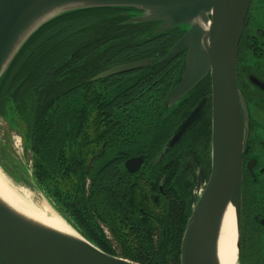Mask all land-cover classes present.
Instances as JSON below:
<instances>
[{
	"label": "trees",
	"instance_id": "16d2710c",
	"mask_svg": "<svg viewBox=\"0 0 264 264\" xmlns=\"http://www.w3.org/2000/svg\"><path fill=\"white\" fill-rule=\"evenodd\" d=\"M133 13L66 12L25 42L0 80V120L7 133L20 135L31 166L30 173L25 166L8 173L17 182L29 175L54 209L104 253L138 264H180L192 189L177 192L168 175L166 200L154 204L160 177L129 175L122 162L125 153H142V170L160 168L157 142L172 118L164 106L184 55L177 70L175 61H159L182 32L128 23ZM140 60L152 65L93 81Z\"/></svg>",
	"mask_w": 264,
	"mask_h": 264
},
{
	"label": "water",
	"instance_id": "95a60500",
	"mask_svg": "<svg viewBox=\"0 0 264 264\" xmlns=\"http://www.w3.org/2000/svg\"><path fill=\"white\" fill-rule=\"evenodd\" d=\"M251 0H0V80L25 42L42 25L70 11L93 8L134 10L128 23H158L155 32L178 28L182 34L163 61L184 55L183 68L165 102L167 112L185 101L195 86L211 81V168L192 192L191 213L182 237L180 264H219L217 241L222 216L234 215L237 262L240 264L242 154L247 114L236 81L238 45ZM151 60L114 66L93 80L146 67ZM202 110H194L169 140L172 147ZM166 117V114H164ZM142 158L124 163L128 172ZM1 170L11 178L1 165ZM6 175V176H5ZM14 179V178H13ZM15 182V181H13ZM36 189V188H35ZM37 190V189H36ZM75 235H65L26 219L0 200V264H138L104 253L87 239L37 190Z\"/></svg>",
	"mask_w": 264,
	"mask_h": 264
},
{
	"label": "flooded vegetation",
	"instance_id": "af4514ba",
	"mask_svg": "<svg viewBox=\"0 0 264 264\" xmlns=\"http://www.w3.org/2000/svg\"><path fill=\"white\" fill-rule=\"evenodd\" d=\"M246 19L236 57V81L247 114V122L243 123V127L246 125L247 132L241 163V238L245 234L248 235L249 255L256 264H264V0H251ZM163 58L159 63L175 61L173 66L175 68L182 62L183 54L162 62ZM151 65L152 61L148 66L131 72L140 71ZM177 69L178 67H176ZM127 73L106 78L120 77ZM200 106H202V110L194 123L186 129L172 147L167 148L169 140L176 134L179 127ZM171 112L172 118L165 122L166 132L159 135L157 142L159 147L154 160L160 164V168L158 170H142L145 163V155L142 153L133 155L125 153L126 159L124 158L122 162L124 167L127 160L142 158L138 170L130 173L124 167L125 172L129 175L152 173L160 177L158 191L152 195L154 204L160 198L166 200V193L162 185L168 175L173 174L169 183L177 192L190 189L193 192L197 178L202 173L205 180L208 179L211 168L210 78L208 77L202 83L199 82L188 98Z\"/></svg>",
	"mask_w": 264,
	"mask_h": 264
},
{
	"label": "bare ground",
	"instance_id": "6f19581e",
	"mask_svg": "<svg viewBox=\"0 0 264 264\" xmlns=\"http://www.w3.org/2000/svg\"><path fill=\"white\" fill-rule=\"evenodd\" d=\"M4 177L0 174V200L10 209L44 227L65 235H75L72 229L57 215L52 214L45 204L39 202L41 208H37L27 197H12L3 188ZM11 193V192H9ZM31 197V196H30ZM24 199V200H23ZM31 199V198H30ZM38 202V201H37ZM236 231L233 210L229 206L225 210L220 224L217 241V256L219 264H236L237 250L235 248Z\"/></svg>",
	"mask_w": 264,
	"mask_h": 264
},
{
	"label": "rangeland",
	"instance_id": "374dc122",
	"mask_svg": "<svg viewBox=\"0 0 264 264\" xmlns=\"http://www.w3.org/2000/svg\"><path fill=\"white\" fill-rule=\"evenodd\" d=\"M0 163L1 166L4 165L6 167L7 172H11V173H14L16 170L17 171L20 170L22 166H25L29 172L31 166L30 156L28 153L24 152L23 150L20 135L17 132L7 133L6 127L2 122V120H0ZM0 172L4 173V171L1 170V167H0ZM6 177L8 178V181H10V183L13 185V188L8 184L5 178L4 180H2L3 182L2 186L10 196L12 197L16 196L21 198L25 195L29 197L28 199L37 208H41L39 202H42L43 204L46 205V207L49 209V211L52 214H55L51 210V208L45 203V200L42 197V195L35 189V186L33 182L30 180L29 175L23 178V182H17L9 176ZM247 240H248V235L245 234L242 238L240 235V255H241L240 264H256V262L252 260L251 256L248 253ZM236 264H238V262Z\"/></svg>",
	"mask_w": 264,
	"mask_h": 264
}]
</instances>
